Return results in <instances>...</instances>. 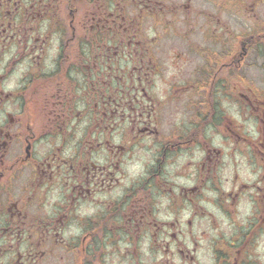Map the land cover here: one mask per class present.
<instances>
[{
    "label": "flooded vegetation",
    "instance_id": "obj_1",
    "mask_svg": "<svg viewBox=\"0 0 264 264\" xmlns=\"http://www.w3.org/2000/svg\"><path fill=\"white\" fill-rule=\"evenodd\" d=\"M250 53L264 54V0H0V264H264ZM128 111L153 158L107 207L95 196L121 182Z\"/></svg>",
    "mask_w": 264,
    "mask_h": 264
},
{
    "label": "rangeland",
    "instance_id": "obj_2",
    "mask_svg": "<svg viewBox=\"0 0 264 264\" xmlns=\"http://www.w3.org/2000/svg\"><path fill=\"white\" fill-rule=\"evenodd\" d=\"M236 25L240 26L239 23L236 21ZM235 52H240L241 47L239 44L235 43ZM264 61V54L262 56H259L257 53H250L248 54L247 58L244 62V72L245 77L247 80V83L250 87L261 91L264 94V66H261V63ZM264 99V97H263ZM161 103L155 105V109H160ZM174 114V117L171 118L173 121L171 125L179 124L180 122H186L188 119L183 116V113L179 111H171V115L168 116L170 118ZM229 115L235 120H242V122L245 121L246 118H251L249 115V112L242 113L240 112L239 107H233L229 109ZM139 117V116H138ZM135 116H132V113L128 111L125 113L123 124L120 128V130H117L115 133V136L113 137L114 143H126L130 142L128 147L126 149L122 150L121 152H118L115 156L116 159L121 158V170L123 173L121 175H118V177L121 178V182L119 184L114 183L113 187L110 188V186H106L105 192H99L95 196L97 199L102 200L103 202H107V207L110 205V201H115L120 195L125 194L126 190L131 188L137 181V179L141 180L150 166V163L152 162L153 154L152 151L149 150L153 147V144H151V141L149 140L147 135H139L136 133H129L128 131L124 130L127 126L131 129L134 123ZM140 119V118H138ZM146 116L143 118V120H146ZM139 124V121H138ZM150 124H154L153 121H150ZM250 134L253 135L255 132L254 126L256 125V122L251 118V120L245 124ZM221 141L220 138L217 139V142ZM126 147V146H125ZM132 147V148H130ZM132 149V150H131ZM131 150V151H130ZM103 157V156H102ZM236 160H240L242 157L240 155H235ZM168 170L171 171V166L168 168ZM178 178H170L169 182H173L178 184L184 183L187 186L194 185V181L186 180V181H180L176 180ZM247 183L250 185V190L248 195L254 194V188L252 184L257 185V180L255 177H251L249 179L245 178ZM108 184V182H107ZM226 189H230L228 186ZM178 191V188L176 189ZM131 202V200H130ZM163 205L168 206L169 203L167 200L163 201ZM130 205V204H128ZM125 208V213H128L130 211V206ZM106 210L105 208H96L94 206H91L89 208H84L83 213H89L91 216H94L98 213V211ZM172 218V215L169 216ZM128 218L130 216L124 217V222L128 221ZM123 235H125L124 232H122ZM120 251H124V248L126 245H124V242H121L118 246ZM171 253V251L169 252Z\"/></svg>",
    "mask_w": 264,
    "mask_h": 264
},
{
    "label": "trees",
    "instance_id": "obj_3",
    "mask_svg": "<svg viewBox=\"0 0 264 264\" xmlns=\"http://www.w3.org/2000/svg\"><path fill=\"white\" fill-rule=\"evenodd\" d=\"M258 54H260V53H258Z\"/></svg>",
    "mask_w": 264,
    "mask_h": 264
}]
</instances>
